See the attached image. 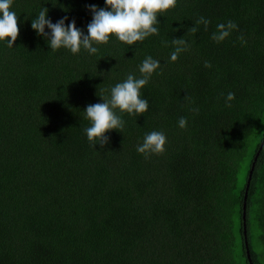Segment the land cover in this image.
Returning a JSON list of instances; mask_svg holds the SVG:
<instances>
[{
	"label": "trees",
	"instance_id": "16d2710c",
	"mask_svg": "<svg viewBox=\"0 0 264 264\" xmlns=\"http://www.w3.org/2000/svg\"><path fill=\"white\" fill-rule=\"evenodd\" d=\"M89 4L104 0L11 5L19 34L11 48L0 41V264H264V0H176L158 33L132 46L110 36L92 55L51 50L31 28L46 7L86 32ZM180 38L186 50L171 61ZM147 56L160 61L140 90L148 110L117 109L123 129L94 149L83 109L139 77ZM151 131L166 142L145 157L136 146Z\"/></svg>",
	"mask_w": 264,
	"mask_h": 264
},
{
	"label": "clouds",
	"instance_id": "9594fccd",
	"mask_svg": "<svg viewBox=\"0 0 264 264\" xmlns=\"http://www.w3.org/2000/svg\"><path fill=\"white\" fill-rule=\"evenodd\" d=\"M12 3L13 0H0V41L10 48L19 34L18 17L15 11L11 10ZM175 4L176 0H104L103 7L89 4L86 8L91 14V20L87 24L86 32L77 27L74 19L67 16L54 23L48 17V8L42 7L35 18H32L31 28L37 36L45 40L51 50L64 48L72 54H77L83 49L92 55L98 51L95 45L107 42L110 36H115L119 41L132 46L137 41L158 33L159 29L155 26L159 23L158 14L174 7ZM201 22L208 23L203 18L197 23ZM227 27L233 28L235 25L229 22ZM217 28L221 31L218 35L214 34L213 38L224 39L228 35V31L224 30L225 25L219 24ZM173 43L176 47L170 53L171 61H175L178 55L186 50L187 42L180 38L173 39ZM159 67L160 61L151 56L145 57L139 65V77L129 74L125 80L111 87L107 98L100 97L101 102L88 104L83 109L84 118L89 121L84 133L94 149L96 145L103 149L110 142L106 133L111 130L120 132L123 129L125 122L117 114V109L129 115L142 114L148 110V100L141 97L140 90ZM233 98V93L227 94L228 101ZM186 123L183 117L178 121L181 128H184ZM165 142L166 136L163 132L151 131L144 135L142 143L136 146V151L147 157L162 152Z\"/></svg>",
	"mask_w": 264,
	"mask_h": 264
},
{
	"label": "water",
	"instance_id": "95a60500",
	"mask_svg": "<svg viewBox=\"0 0 264 264\" xmlns=\"http://www.w3.org/2000/svg\"><path fill=\"white\" fill-rule=\"evenodd\" d=\"M263 144H264V139H263V142H262L259 150H261V148L263 147ZM259 152L260 151H258L257 155L255 156V159H254V161L252 163V166H251V169H250V172H249V177H248V181H247V188H246V194H245L244 209H246V200H247V196H248V189H249V186H250V181H251L252 176H253V172H254V168H255V165H256V160H257V156H258ZM244 217H245V212H244ZM244 227H245L244 232L246 234V223L245 222H244ZM247 253H248V257L250 259L251 255H250L249 249H247Z\"/></svg>",
	"mask_w": 264,
	"mask_h": 264
}]
</instances>
